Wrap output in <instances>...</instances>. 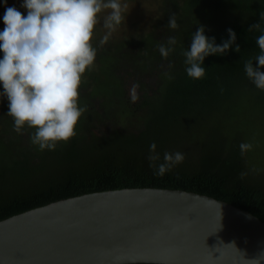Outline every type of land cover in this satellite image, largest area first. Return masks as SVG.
<instances>
[{
  "label": "trees",
  "instance_id": "1",
  "mask_svg": "<svg viewBox=\"0 0 264 264\" xmlns=\"http://www.w3.org/2000/svg\"><path fill=\"white\" fill-rule=\"evenodd\" d=\"M262 11L264 0H161L147 33L103 45L102 37L94 38L96 57L79 88L78 104L87 111L76 135L54 150L31 143L34 129L13 131L8 101L0 96V221L85 194L152 188L205 195L264 223V167L250 162L252 149L242 155L239 147L248 143L246 114L264 120V90L244 71L259 53L255 41L261 32L248 29L259 23L264 28ZM171 13L176 29L167 26ZM200 26L217 45L228 39V29L236 40L225 54L205 57V76L194 80L182 53ZM169 37L177 43L163 58L157 45H167ZM133 84L139 85L135 103ZM258 133L264 153V130ZM152 143L160 155L156 165L165 152H181L183 161L157 175L148 159Z\"/></svg>",
  "mask_w": 264,
  "mask_h": 264
},
{
  "label": "water",
  "instance_id": "2",
  "mask_svg": "<svg viewBox=\"0 0 264 264\" xmlns=\"http://www.w3.org/2000/svg\"><path fill=\"white\" fill-rule=\"evenodd\" d=\"M264 223L205 195L130 188L0 221V264H264Z\"/></svg>",
  "mask_w": 264,
  "mask_h": 264
},
{
  "label": "clouds",
  "instance_id": "3",
  "mask_svg": "<svg viewBox=\"0 0 264 264\" xmlns=\"http://www.w3.org/2000/svg\"><path fill=\"white\" fill-rule=\"evenodd\" d=\"M20 6L26 10V16L16 7H7L3 15L0 96L8 101L7 115L13 120V131L19 134L25 126L34 129L31 143L41 151L54 150L58 142H67L76 135L78 120L87 111L86 106L78 104L79 88L83 74L96 57L91 43L96 25L102 22L106 30L100 40L103 45L125 21L128 4L122 0H23ZM101 13L106 14L101 17ZM260 17L264 21V11ZM167 26L178 27L176 14H170ZM253 29L261 32L255 41L259 53L245 62L244 71L257 89L264 90V72L260 70L264 67V28L259 23L251 25L248 31ZM204 31L203 26L198 27L191 34L190 46L182 53L186 74L194 80L205 76V57L225 54L236 40L235 32L228 29V39L217 45L215 38L205 36ZM176 43L175 37H169L167 45L158 44L161 57L167 58ZM234 50L239 52V45ZM138 87H131L132 103L139 98ZM239 147L243 155L253 144L241 143ZM149 149L148 159L153 162L150 166L156 167L160 176L184 159L181 152H165L163 162L156 165L154 162L160 160L156 144L152 143ZM260 255L264 256V252Z\"/></svg>",
  "mask_w": 264,
  "mask_h": 264
},
{
  "label": "rangeland",
  "instance_id": "4",
  "mask_svg": "<svg viewBox=\"0 0 264 264\" xmlns=\"http://www.w3.org/2000/svg\"><path fill=\"white\" fill-rule=\"evenodd\" d=\"M23 0H0V31L4 29L3 15L7 7H16L22 15L27 14L26 10L20 5ZM122 3L128 4V10L125 13V21L122 22L115 32L110 36V40H120L129 36H137L147 33L153 26V22L158 16L161 0H122ZM106 13H101V17ZM106 30L102 27V22L98 23L93 31L92 41L96 37H103ZM91 41V42H92ZM2 57V53H0ZM247 119V131H244L246 141L253 144L251 163L263 168L264 153L260 150L259 130H264V120L256 119L253 114H246L243 120ZM245 123V124H246ZM238 128H243L241 121L237 124ZM256 127V128H255ZM259 129H258V128ZM261 135V134H260ZM251 158V157H250Z\"/></svg>",
  "mask_w": 264,
  "mask_h": 264
}]
</instances>
